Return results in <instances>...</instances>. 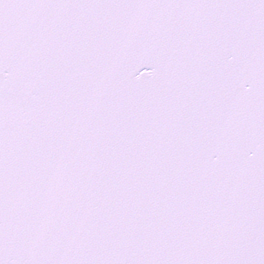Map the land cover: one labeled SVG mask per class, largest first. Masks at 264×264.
<instances>
[{"label": "snow or ice", "instance_id": "snow-or-ice-1", "mask_svg": "<svg viewBox=\"0 0 264 264\" xmlns=\"http://www.w3.org/2000/svg\"><path fill=\"white\" fill-rule=\"evenodd\" d=\"M0 264H264V0H0Z\"/></svg>", "mask_w": 264, "mask_h": 264}]
</instances>
